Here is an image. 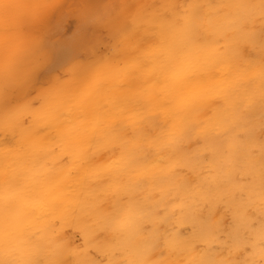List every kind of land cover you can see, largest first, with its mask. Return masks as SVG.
Here are the masks:
<instances>
[{"label":"bare ground","instance_id":"bare-ground-1","mask_svg":"<svg viewBox=\"0 0 264 264\" xmlns=\"http://www.w3.org/2000/svg\"><path fill=\"white\" fill-rule=\"evenodd\" d=\"M46 9L0 0V264H264V0L140 4L121 57L7 107Z\"/></svg>","mask_w":264,"mask_h":264},{"label":"rangeland","instance_id":"rangeland-1","mask_svg":"<svg viewBox=\"0 0 264 264\" xmlns=\"http://www.w3.org/2000/svg\"><path fill=\"white\" fill-rule=\"evenodd\" d=\"M131 1L132 4L130 0H47L46 11L25 28V31L37 36V43L23 75L4 90L3 101L7 107L16 108L25 104L30 108H36L33 105L39 104V107L41 104L38 102L42 103L44 95L59 84L76 81L80 73L102 60L121 57L123 51L120 49L125 41H132L123 39L126 31L123 33L122 28L130 26L127 15L134 13L140 4L152 2ZM186 1L190 0H183L184 3ZM112 8L116 10L110 13ZM108 12L110 15L107 16ZM55 14L58 16L55 17ZM44 40L47 43L43 45ZM24 118L26 124L31 120L29 114ZM218 215L224 224L231 221L230 213L223 206ZM64 232L71 243L82 244L80 232L72 227H66ZM201 248L203 245L199 246ZM249 250L250 246L246 245L240 253L242 255ZM162 254L165 257L167 252L163 251Z\"/></svg>","mask_w":264,"mask_h":264}]
</instances>
